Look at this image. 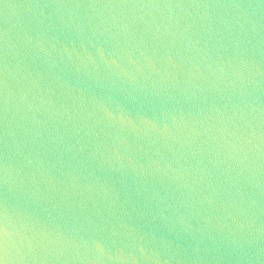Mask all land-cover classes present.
I'll return each instance as SVG.
<instances>
[{
	"label": "water",
	"instance_id": "water-1",
	"mask_svg": "<svg viewBox=\"0 0 264 264\" xmlns=\"http://www.w3.org/2000/svg\"><path fill=\"white\" fill-rule=\"evenodd\" d=\"M0 264H264V0H0Z\"/></svg>",
	"mask_w": 264,
	"mask_h": 264
}]
</instances>
